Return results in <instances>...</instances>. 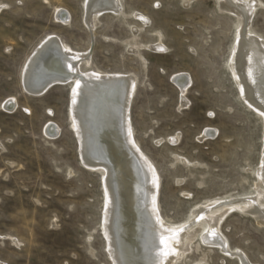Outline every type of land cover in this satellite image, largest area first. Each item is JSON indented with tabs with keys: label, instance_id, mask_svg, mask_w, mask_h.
I'll list each match as a JSON object with an SVG mask.
<instances>
[{
	"label": "rangeland",
	"instance_id": "obj_1",
	"mask_svg": "<svg viewBox=\"0 0 264 264\" xmlns=\"http://www.w3.org/2000/svg\"><path fill=\"white\" fill-rule=\"evenodd\" d=\"M85 1L0 0V264H111L100 230L102 180L79 160L68 119L70 85L56 84L36 97L20 80L48 35L73 51H88L95 70L135 78L130 122L158 172L165 220L187 224L194 209L245 198L256 183L263 124L227 68L233 18L216 0H120L124 17L99 16L89 44ZM258 1L263 6L250 27L264 38V0ZM56 10L67 14L66 24ZM133 44L139 54L130 52ZM156 44L163 51L150 49ZM180 74L189 78L184 106L173 81ZM8 99L16 103L13 111L2 108ZM49 123L58 130L54 137L44 132ZM206 130L214 135L200 139ZM228 209L221 237L250 264H264V227ZM202 258L240 264L200 238L176 264Z\"/></svg>",
	"mask_w": 264,
	"mask_h": 264
},
{
	"label": "bare ground",
	"instance_id": "obj_2",
	"mask_svg": "<svg viewBox=\"0 0 264 264\" xmlns=\"http://www.w3.org/2000/svg\"><path fill=\"white\" fill-rule=\"evenodd\" d=\"M192 1L182 0L185 5ZM216 5L233 18L234 35L227 68L240 97L262 120L261 158L249 196L198 207L191 212L187 224H173L160 213V178L155 165L134 139L130 122L134 77L95 70L88 51H73L55 35H48L39 43L21 70L23 90L36 97L43 96L56 84L70 85L68 119L77 141L79 160L102 180L100 230L111 264H176L179 257L189 252L196 238L204 245L237 257L240 264H250L241 253L231 252L219 228L230 206L251 215L264 227V38L250 27L263 4L258 0H216ZM83 13V25L91 37L89 44L99 16L107 13L124 17L120 0H86ZM67 18L64 11L56 10L57 20L66 24ZM136 34L137 30H133L134 37ZM161 48L159 44L150 47L153 51ZM129 50L139 54L136 44ZM173 81L184 106L189 78L180 74ZM15 107L13 99L2 105L8 111ZM44 132L54 137L58 130L49 123ZM213 135L212 130H206L200 139ZM176 140L171 138L168 142L175 144ZM182 164L185 166L184 161ZM194 264H205L204 259Z\"/></svg>",
	"mask_w": 264,
	"mask_h": 264
},
{
	"label": "snow or ice",
	"instance_id": "obj_3",
	"mask_svg": "<svg viewBox=\"0 0 264 264\" xmlns=\"http://www.w3.org/2000/svg\"><path fill=\"white\" fill-rule=\"evenodd\" d=\"M66 51H69V50L66 49ZM161 51H163V49H161ZM69 67H71V65H69ZM76 88H77V89L80 88V84H79V83L76 84ZM74 102H75V101H74ZM210 115H211V114H210Z\"/></svg>",
	"mask_w": 264,
	"mask_h": 264
}]
</instances>
